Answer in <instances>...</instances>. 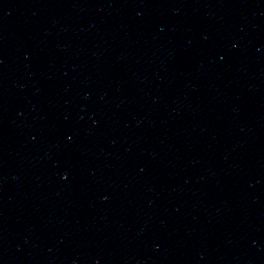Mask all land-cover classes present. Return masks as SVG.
Wrapping results in <instances>:
<instances>
[{
  "label": "water",
  "instance_id": "water-1",
  "mask_svg": "<svg viewBox=\"0 0 264 264\" xmlns=\"http://www.w3.org/2000/svg\"><path fill=\"white\" fill-rule=\"evenodd\" d=\"M0 264H264V0H0Z\"/></svg>",
  "mask_w": 264,
  "mask_h": 264
}]
</instances>
